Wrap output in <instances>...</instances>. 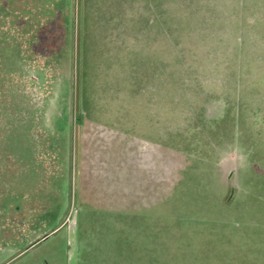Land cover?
Segmentation results:
<instances>
[{
	"label": "rangeland",
	"instance_id": "obj_1",
	"mask_svg": "<svg viewBox=\"0 0 264 264\" xmlns=\"http://www.w3.org/2000/svg\"><path fill=\"white\" fill-rule=\"evenodd\" d=\"M245 8L0 0V264H264Z\"/></svg>",
	"mask_w": 264,
	"mask_h": 264
},
{
	"label": "crops",
	"instance_id": "obj_2",
	"mask_svg": "<svg viewBox=\"0 0 264 264\" xmlns=\"http://www.w3.org/2000/svg\"><path fill=\"white\" fill-rule=\"evenodd\" d=\"M243 6L246 7V21L250 22L252 19L255 22V20L258 22H262V39H264V0H242ZM252 16H254L252 18ZM257 17V18H256ZM255 19V20H254ZM249 68V65H248ZM262 84H264V69H262ZM262 100H264V94H262ZM79 155L76 156V168L79 167ZM79 172V170H78ZM79 174V173H78Z\"/></svg>",
	"mask_w": 264,
	"mask_h": 264
},
{
	"label": "trees",
	"instance_id": "obj_3",
	"mask_svg": "<svg viewBox=\"0 0 264 264\" xmlns=\"http://www.w3.org/2000/svg\"><path fill=\"white\" fill-rule=\"evenodd\" d=\"M28 177H29V178H32V177H30V176H27L26 173L23 174V176H22V182H23V184H24V183L27 184V182H28V181H27V178H28ZM33 178H35L34 180H39L38 176H36V175H35ZM31 181H32V180H31ZM30 183H31V182H30ZM33 183H34V181H33ZM23 188H24V186H23Z\"/></svg>",
	"mask_w": 264,
	"mask_h": 264
}]
</instances>
